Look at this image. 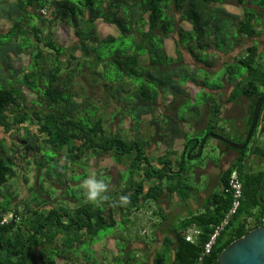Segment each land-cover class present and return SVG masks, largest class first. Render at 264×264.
<instances>
[{
	"label": "trees",
	"instance_id": "obj_1",
	"mask_svg": "<svg viewBox=\"0 0 264 264\" xmlns=\"http://www.w3.org/2000/svg\"><path fill=\"white\" fill-rule=\"evenodd\" d=\"M231 1L248 6L243 17L228 12ZM99 22L117 34L101 38ZM58 25L73 30L69 47L57 43ZM174 36L175 58L166 47ZM262 38L264 0H0V128L6 137L0 141V216L15 213L21 219L0 227V264H218L232 243L262 227L264 170L246 163L254 156L264 159L260 138L244 151L225 144L239 157L213 179L216 188L207 196L202 195L206 188L191 183L198 182L192 161L176 149L179 142L195 148L207 134L217 135L223 106L204 91L224 89L222 78L215 85L209 80L216 75L210 74L217 66L211 61L215 53L232 58L224 73L235 84L228 102L246 98L251 103L243 132L248 136L264 95ZM189 84L204 87L199 108L187 92ZM100 85L119 104L110 119L89 95ZM116 116L135 125L129 136L110 129ZM146 117L155 130L148 138L139 131ZM261 121L262 138L264 106ZM21 151L36 157L41 177L39 190L32 187L30 200L18 204V160L27 158ZM104 157L126 168L114 189L111 178L104 176L103 182L88 163ZM74 166L84 173L76 175ZM234 171L243 184L242 207L203 257L204 245L230 208L226 189ZM88 179L106 185L95 202L87 199L84 184L69 185ZM46 184L54 203L40 196ZM53 185L62 187L58 200ZM152 206L153 232L132 235L138 218L130 222L129 217ZM181 206L191 213L170 219L169 209ZM193 228L199 234L189 242ZM110 237L118 240L116 252L97 256L95 247Z\"/></svg>",
	"mask_w": 264,
	"mask_h": 264
},
{
	"label": "rangeland",
	"instance_id": "obj_2",
	"mask_svg": "<svg viewBox=\"0 0 264 264\" xmlns=\"http://www.w3.org/2000/svg\"><path fill=\"white\" fill-rule=\"evenodd\" d=\"M2 1H5V0H2ZM184 27L187 30H190V28H191L187 23L184 25ZM98 34L101 38H106V37L111 36V35H116L117 33H116L114 28L110 27L109 25H107L103 22H99L98 23ZM55 38H56L57 43L63 47H69L75 39L73 30L66 27L65 25H58L56 27ZM176 40H177V36H174L173 39H170L166 42L167 51L170 54V56H172L174 58H175V43H174V41H176ZM249 44H250V42H245V46H247ZM211 52H212V54L215 53L213 50H211ZM215 54L216 55L213 56V58H211V61L215 60L217 62V66L215 69L210 71V74H214V73H216V71H220V72L216 73V75H213L212 77L209 78V80L211 79L210 80L211 85L212 84L215 85L219 79L226 76V75H224V73H225V70H228V69H226L225 66H223V63L228 62V64L231 65V61H232L231 57H222L218 53H215ZM186 57L190 59L188 54H186ZM217 57H218V59H217ZM186 63H188V60L186 61ZM24 64H27V60L24 61ZM99 87L100 88L95 89L92 92H89L90 93L89 95L94 98L95 103H97V105L99 107H102L105 115H107V118L110 119V117L112 115H115V113L118 112L119 104L117 103V101L115 99H112L111 96H109L103 89H101L102 85H100ZM230 89H231V87L228 86L226 89H223V91H224V93H227V92H229ZM187 92L190 96V99L194 102L196 99V94L198 93V90L196 88H194L191 84H189L187 86ZM33 99H34V97L30 98V100H33ZM222 100L225 101L226 110H224V111L226 113L225 117L227 120L223 119L221 121L220 125L218 124L219 128L216 129V132L219 134H222L226 140H228L232 143H235V144H240L242 139H243L241 136V134H242L241 129H243V127L241 129H239V128L235 129L234 128L235 122L232 120L235 117V115L237 114L236 106L228 103L226 98H222ZM203 101H204L203 97L198 95L195 106L199 108ZM219 102H221L220 99H219ZM202 110L204 111L203 108H202ZM199 119H200L199 116L194 117L195 121H198ZM202 120L206 121V119H202V117H201V121ZM148 122H150V117H146L144 119L142 125L139 127L140 133L142 135H144L146 138H148L149 136H153L155 133V130L152 127L148 126V124H147ZM207 125H211V123L209 121H207ZM109 127L113 131L120 132L121 135H123L124 137H127L131 134V131L132 132L134 131L135 125L132 124L130 119H125L123 122H119L118 116H116L114 118V120L112 121V123L109 124ZM225 127H227V128L225 129ZM220 128H224L225 132H221ZM202 130L200 129V131H202ZM198 135L201 138L204 136V134L202 132H200ZM14 139L16 142L20 141V138L18 136H15ZM263 141H264V138H263L261 144L263 143ZM220 144L222 145V147H225V144H223L222 142ZM153 148L154 147H152L151 149L153 150ZM182 148H183V144H182V142H179L176 149L179 150V152L181 153ZM160 151L163 152L164 148L162 147ZM22 154L26 155L27 158L24 161L18 160V163L20 165V168L18 169L19 170V185H17L16 187L18 190L17 193L19 195V200L14 201L15 203H18V204H20L24 201L30 200V196H31L30 189L32 187H36L39 190L38 182H39V179L41 177V173L39 171H37V169L35 168L34 160L36 157L32 156V155L27 156V154L24 153V151H21V155ZM220 154H221L220 150L215 146L214 140L210 139V141H208L206 148L202 152V154H200V152L196 153V155H194V159H189V161L191 160L192 164L195 167H198V168L201 167L202 168L207 163V161H214L215 164H218L220 161ZM39 157H40V155H39ZM27 161H31V163H33L32 167L27 166V163H26ZM86 161H87V159L85 158L83 161V164H85ZM88 163H89V166L92 167L93 172H100V176H103L102 177L103 182H105V179H106V178H104V176L111 178L109 180V183H110V187L113 189L120 181V173H123L126 170L125 167H122L120 165L115 164L109 157H104V158H101L100 160H92L91 159L88 161ZM73 169L76 171V175H78V176H80L81 174L84 173V170L82 167L79 168V166H74ZM215 170H217V171H215V172L213 171V172L209 173L212 180L211 179L208 180V178L203 177V175H197L198 182L197 181L193 182V180L191 182L192 185L200 191H202L206 186L209 187L206 193L202 192L203 196H207L209 193H211V190L213 191L216 188L215 187V181L218 178V174L220 173V170L218 168H216ZM256 170H258V171L264 170V166H259L258 168L254 169V171H256ZM72 174L73 173L70 172L69 176H72ZM26 177L29 180L28 184H26V180H25ZM213 179H215V181H213ZM100 182H102V181H100ZM79 184H84V183L83 182L75 183L73 181H70V183H69L70 186H76ZM53 187L55 190H57L58 193H57V196L54 197V194L52 195V192H50L51 198L53 199V197H54L58 200L59 196L63 192L62 187H59L56 185H53ZM47 188H48V185L46 184L45 189L47 191L45 190L46 192L40 196L43 200H47L50 204L54 203V201L49 198V194H48L49 189H47ZM34 194H36V192ZM0 198H2V196H0ZM33 199H34V197H33ZM22 209L23 208H20V210H22ZM155 210L156 209L153 206L147 207L146 209H144L140 213L139 216L132 215L131 217H129L130 222L136 221V218H138V221L135 224V226L130 227L131 228L130 232L132 235L135 233H138L139 237L141 238L143 236L150 235L151 231L153 232V230L151 228V224L153 221H151V220L153 219L152 213ZM191 211H192L191 209H188L186 211V213L189 214V213H191ZM168 212L170 215V219H172V218L174 220L179 219V217L175 216L177 213L176 210L175 211L172 210V212H170V210H169ZM181 216H182V214H180V217ZM117 220L119 221L120 218L117 217ZM119 229H121V228L119 227ZM119 229H117V230H119ZM111 233H113V231H111ZM124 235L125 234H122V236H124ZM117 241L118 240H115L113 237H110L103 244L97 245L95 247L97 256L100 257V255L103 253L107 254V256H109L111 253H115L116 248H117Z\"/></svg>",
	"mask_w": 264,
	"mask_h": 264
},
{
	"label": "water",
	"instance_id": "obj_3",
	"mask_svg": "<svg viewBox=\"0 0 264 264\" xmlns=\"http://www.w3.org/2000/svg\"><path fill=\"white\" fill-rule=\"evenodd\" d=\"M264 106V95L259 98L254 109V116L245 144H235L220 135L209 133L202 140L200 154L209 138L226 144L229 148L244 151L249 146L255 131L258 128L262 107ZM199 143V141H198ZM191 153H183V159H190ZM198 168V167H197ZM201 168V167H200ZM264 214V209H263ZM218 264H264V224L262 227L250 231L244 237L232 243L225 249L218 259Z\"/></svg>",
	"mask_w": 264,
	"mask_h": 264
},
{
	"label": "flooded vegetation",
	"instance_id": "obj_4",
	"mask_svg": "<svg viewBox=\"0 0 264 264\" xmlns=\"http://www.w3.org/2000/svg\"><path fill=\"white\" fill-rule=\"evenodd\" d=\"M221 83H222L224 89H226L228 86L231 87V89L227 93H224L223 90H220L221 93H222L220 104L223 106L224 110H226L225 101L222 100V97L226 98V100H227V97L231 94L232 89L235 87V84H232L231 82H226V79L225 80H221ZM192 86L198 90V93L196 94V99H195L194 102H196V100L198 98V95L202 94L204 91H205V93L208 96H213L215 94V92H217V91H214L212 89L204 90V87H201V86H196V85H192ZM235 106H236L237 114L235 115V117L232 120L235 122V127L234 128L235 129H238V128L240 129L242 127V123H243V119H244V115H245V107L243 106V103L241 101H239ZM225 115H226V113L224 114L223 118L225 120H227ZM262 127H263V122L259 125V128L257 130V134H255V136H253V138L251 140L252 144L257 140L256 138H257L258 134H260V131H262ZM226 128L227 127H225V129ZM225 129H224L223 132H225ZM217 135H220V136L224 137L222 134H219V133H217ZM241 136H242L243 139H242L240 144H245V142L247 140V136L243 135V133L241 134ZM210 139H212V138H209L208 141H210ZM208 141H207V143H208ZM207 143H206V145H207ZM220 143L221 142L214 140L215 146L220 150V153H221L220 154L219 163L215 164L214 161H207V163L202 168L195 167L194 170H193L194 177H197V175H203V177L208 178V180H209V179H211L209 173H211L213 171L215 172L216 168H218L220 170V174L224 173L227 170V168L231 165V163L233 161H235L239 157V154L237 152L229 150L226 147H222V145ZM263 143H264V141H263ZM182 144H183V142H182ZM206 145L203 147V151L205 150ZM263 146H264V144H263ZM201 147H202V141L197 143V146L195 148H191L190 144H187L186 146H183L180 155L183 157V153L184 152H186L187 154L190 153V152L199 153L200 150H201ZM246 161H247L246 163L248 164V166H250L253 170L258 168L259 166H264V159L258 158L256 156L252 157L249 160L247 159ZM256 171H258V170H256ZM205 188L207 190L209 187L206 186Z\"/></svg>",
	"mask_w": 264,
	"mask_h": 264
},
{
	"label": "built area",
	"instance_id": "obj_5",
	"mask_svg": "<svg viewBox=\"0 0 264 264\" xmlns=\"http://www.w3.org/2000/svg\"><path fill=\"white\" fill-rule=\"evenodd\" d=\"M226 193L231 196V204L228 211L225 213L222 222L215 227L214 232L210 236L209 241L203 247V257L209 256L217 243L218 238L221 234L226 230V228L230 225L233 218L238 214L242 207V201L244 199V190L242 181L239 178V174L234 171L229 179L228 187L226 189ZM20 216L15 213H10L9 215L0 216V227L7 225L10 222L18 223L20 222ZM199 232L195 231L193 235H189L187 237V241L193 242L194 235H198Z\"/></svg>",
	"mask_w": 264,
	"mask_h": 264
},
{
	"label": "crops",
	"instance_id": "obj_6",
	"mask_svg": "<svg viewBox=\"0 0 264 264\" xmlns=\"http://www.w3.org/2000/svg\"><path fill=\"white\" fill-rule=\"evenodd\" d=\"M248 6H244V7H242V6H240L239 4H237V1H231L230 3H229V5H228V7H227V10H228V12H230L231 14H235V15H238V16H241V17H243V14H244V9H246ZM252 8H255V7H252ZM259 32L261 31V30H258ZM264 39L262 38V39H259V41L260 42H262ZM260 46L262 47V44L260 43ZM220 55V54H219ZM221 56V55H220ZM226 63H228V62H224L223 63V66H226ZM222 66V67H223ZM218 72H220V71H216V73H218ZM230 75H226L225 77H222V80H225L226 79V82H231L230 81ZM229 79V80H228ZM221 95H222V93H221V91H217V92H215V94L213 95V97L216 99V100H218L219 101V99L221 100ZM230 96V95H229ZM229 96L227 97V101H228V98H229ZM222 98H224V97H222ZM241 100H239V101H241L242 103H243V106L245 107V115H244V119H243V123H242V127H243V129H241L242 130V133L245 131V125H246V121H247V119H248V117H249V110H250V105H251V103L246 99V98H240ZM238 101V102H239ZM224 114H225V112H224V108H223V116H222V118L224 117ZM224 119V118H223ZM263 137H264V135H263ZM263 137L261 138V136H257V140H259L258 138H260V142L263 140ZM4 138H6V137H2V130H1V128H0V141L2 140V139H4ZM259 146H261V147H263V143L262 144H260ZM208 190V189H207ZM215 190V189H214ZM211 192H212V190H211ZM4 201V199L3 198H0V206H1V203ZM170 210V212H172V209H169ZM183 210V214L180 212V211H182ZM185 210V211H184ZM187 211V208H186V206H181L180 207V209H178V211H177V213H176V217H179V219H182L185 215H187L185 212ZM180 214H182V216L180 217ZM195 228H193L191 231H190V235H193L194 233H195ZM194 238H195V235H194Z\"/></svg>",
	"mask_w": 264,
	"mask_h": 264
},
{
	"label": "clouds",
	"instance_id": "obj_7",
	"mask_svg": "<svg viewBox=\"0 0 264 264\" xmlns=\"http://www.w3.org/2000/svg\"><path fill=\"white\" fill-rule=\"evenodd\" d=\"M84 188L87 199L91 202H95L106 190V185L95 179H88L84 183ZM122 199H126V197H122Z\"/></svg>",
	"mask_w": 264,
	"mask_h": 264
},
{
	"label": "bare ground",
	"instance_id": "obj_8",
	"mask_svg": "<svg viewBox=\"0 0 264 264\" xmlns=\"http://www.w3.org/2000/svg\"><path fill=\"white\" fill-rule=\"evenodd\" d=\"M220 142V141H219Z\"/></svg>",
	"mask_w": 264,
	"mask_h": 264
}]
</instances>
